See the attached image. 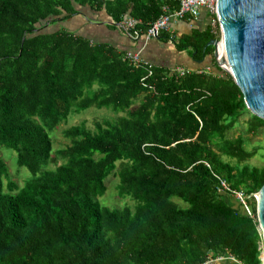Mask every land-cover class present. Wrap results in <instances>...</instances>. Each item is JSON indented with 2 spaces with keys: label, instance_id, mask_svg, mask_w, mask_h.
<instances>
[{
  "label": "trees",
  "instance_id": "trees-1",
  "mask_svg": "<svg viewBox=\"0 0 264 264\" xmlns=\"http://www.w3.org/2000/svg\"><path fill=\"white\" fill-rule=\"evenodd\" d=\"M165 8L178 5L0 0V152L31 175L17 185L0 153V264H261L255 194L264 167L246 164L259 149L248 150L245 135L264 121L205 47L220 37L216 15L202 31L156 38L207 67L183 76L150 63L148 75L125 51L64 26L85 10L104 11L115 25L138 22L140 39ZM90 107L118 116L67 127L68 144L54 150L51 132ZM244 115L245 134L229 136ZM109 177L133 209L98 202ZM219 179L244 193L250 215L217 191Z\"/></svg>",
  "mask_w": 264,
  "mask_h": 264
},
{
  "label": "water",
  "instance_id": "water-1",
  "mask_svg": "<svg viewBox=\"0 0 264 264\" xmlns=\"http://www.w3.org/2000/svg\"><path fill=\"white\" fill-rule=\"evenodd\" d=\"M220 37L213 59L238 86L246 109L264 121V0H216ZM256 217L262 235L264 264V185L255 194Z\"/></svg>",
  "mask_w": 264,
  "mask_h": 264
},
{
  "label": "crops",
  "instance_id": "crops-1",
  "mask_svg": "<svg viewBox=\"0 0 264 264\" xmlns=\"http://www.w3.org/2000/svg\"><path fill=\"white\" fill-rule=\"evenodd\" d=\"M211 14L201 9L197 19L188 22L184 19H171L169 32L176 37L188 35L192 28L202 31L211 24ZM66 29L89 39L93 43L108 44L125 53H138L141 59L153 65H161L169 70L174 68L201 69L204 64L196 63L184 52H179L171 43L159 39L146 40L145 37L132 39L121 32L104 12L84 11L64 23Z\"/></svg>",
  "mask_w": 264,
  "mask_h": 264
},
{
  "label": "rangeland",
  "instance_id": "rangeland-1",
  "mask_svg": "<svg viewBox=\"0 0 264 264\" xmlns=\"http://www.w3.org/2000/svg\"><path fill=\"white\" fill-rule=\"evenodd\" d=\"M201 69H207L206 66L202 65ZM118 115H114L110 110L107 109H96L90 107L84 111H81L79 114H70L67 120L59 127L56 131L51 132L50 138L53 141L54 150L63 148L68 144L63 136L62 132L67 127L80 125L83 122L85 123L88 129H92L93 121L101 120H112L115 119ZM248 115H244L240 118L235 129L229 134V136H235L237 134H245L246 123L248 122ZM247 140L246 148L251 150L253 148H258L259 151L257 155L246 164L252 167L262 168L264 167V128L259 129L257 132L251 135H245ZM1 156L5 161L8 173L10 178L19 186H22L26 180H28L31 175L25 168H18L15 163V157L9 151H1ZM118 180L115 177H109L106 182V192L105 194L98 199V202L105 207L110 209L123 208L125 206L133 209L135 207V202L130 197L120 198L117 195L116 186L118 185ZM180 203V202H178ZM181 204V203H180ZM217 262L215 264H220Z\"/></svg>",
  "mask_w": 264,
  "mask_h": 264
},
{
  "label": "built area",
  "instance_id": "built-area-1",
  "mask_svg": "<svg viewBox=\"0 0 264 264\" xmlns=\"http://www.w3.org/2000/svg\"><path fill=\"white\" fill-rule=\"evenodd\" d=\"M174 2L178 5V9L172 13H170L166 8L163 9L164 13L148 27L145 34L146 40L156 39L160 33L169 32L168 24L171 19H183L185 16H188L190 19L195 20L198 18L201 9H206L211 15L216 13V0H174ZM137 24L138 22L133 19L126 18L116 26L128 37L138 39L139 36L136 32H134ZM124 59L135 67L146 69V71H148V75H151V65L148 62L143 61L138 53H125ZM187 72L188 70L182 67L170 70L171 74H177L179 76H183ZM217 191L234 197L240 205L243 206L245 212L250 215V211L246 203V197L242 191H233L224 180L220 179ZM222 261H224L223 258H217L215 260H207L203 264H215Z\"/></svg>",
  "mask_w": 264,
  "mask_h": 264
}]
</instances>
